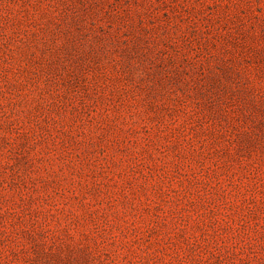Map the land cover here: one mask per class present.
I'll return each mask as SVG.
<instances>
[{"label":"rangeland","instance_id":"374dc122","mask_svg":"<svg viewBox=\"0 0 264 264\" xmlns=\"http://www.w3.org/2000/svg\"><path fill=\"white\" fill-rule=\"evenodd\" d=\"M0 264H264V0H0Z\"/></svg>","mask_w":264,"mask_h":264}]
</instances>
